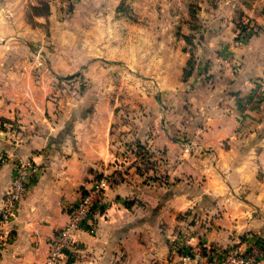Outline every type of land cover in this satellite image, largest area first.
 Instances as JSON below:
<instances>
[{
  "label": "crops",
  "instance_id": "obj_1",
  "mask_svg": "<svg viewBox=\"0 0 264 264\" xmlns=\"http://www.w3.org/2000/svg\"><path fill=\"white\" fill-rule=\"evenodd\" d=\"M122 1L0 0V153L10 157L0 210L14 162L36 166L0 264H45L103 172L116 204L58 264H170L173 250L200 243L264 247V31L222 57L234 12L202 7L204 39L185 76L191 20L178 26L168 8L140 4L143 22L127 21ZM136 144L145 158L128 150Z\"/></svg>",
  "mask_w": 264,
  "mask_h": 264
},
{
  "label": "built area",
  "instance_id": "obj_2",
  "mask_svg": "<svg viewBox=\"0 0 264 264\" xmlns=\"http://www.w3.org/2000/svg\"><path fill=\"white\" fill-rule=\"evenodd\" d=\"M24 1L29 3L31 0ZM235 43L238 45L241 42ZM261 85L263 87H260ZM257 86L264 92L262 81H258ZM9 160L10 157L1 152L0 168ZM35 170L36 166L31 160L19 158L14 162L13 185L4 194L3 206L0 210V249L11 237V232L7 228L8 222L14 215L28 180ZM111 175L112 173L103 172L94 177L90 187L68 211V220L52 241L45 264H58L62 255L75 248L78 234L94 235L100 221L107 220L109 211L116 204V201L109 196ZM263 256L264 247L261 241L247 247L243 246V242L225 247H209L200 243L188 249L173 250L170 264H257Z\"/></svg>",
  "mask_w": 264,
  "mask_h": 264
},
{
  "label": "rangeland",
  "instance_id": "obj_3",
  "mask_svg": "<svg viewBox=\"0 0 264 264\" xmlns=\"http://www.w3.org/2000/svg\"><path fill=\"white\" fill-rule=\"evenodd\" d=\"M140 4H144L141 6L150 5L155 8H161L164 6L165 8H168L172 13L171 16H177L176 20L178 21V26H180L182 22H185L187 18L191 20L190 23L194 31L185 38V42L188 46L187 50L190 52L189 58L193 64L195 63L198 47L204 39L203 34L200 33L199 29L202 28V21H207V18L200 17L198 13L202 7L205 8L204 10H207L209 8L218 9L223 6H231L232 11L234 12L232 13V27H234L233 31L235 32V36L230 42V47L223 49L224 52L222 53V57L229 55L228 51L231 47L240 46L249 38L264 31V0H123L121 7H123L127 21L136 22L140 19V22H143V16L138 13ZM174 13H177V15H174ZM180 30L181 28L179 27L178 33ZM187 39L189 41H187ZM235 42L241 43L236 45ZM187 67L188 65L184 68L183 73H185V70H189ZM132 79L133 73H125L124 82L127 85L132 84ZM145 80L146 79L143 78V82ZM261 81L264 85V79ZM260 87L263 86L261 85ZM258 93L259 95L264 96V92L259 89Z\"/></svg>",
  "mask_w": 264,
  "mask_h": 264
},
{
  "label": "trees",
  "instance_id": "obj_4",
  "mask_svg": "<svg viewBox=\"0 0 264 264\" xmlns=\"http://www.w3.org/2000/svg\"><path fill=\"white\" fill-rule=\"evenodd\" d=\"M187 41H189V40L187 39ZM187 65H188L187 68H189V70H188V71L185 70V76H186L188 73H191V70H192V67H193V62H191V59H189ZM126 146H128V145H126ZM128 150H130L132 153H134V154H136V155H139V156L142 157V158H145V154H146V152L142 149V146H140V145H138V144H136V145L133 146V147L129 146V147H128ZM97 176H98V175H97ZM97 176H96V177H97ZM111 177H113V176L111 175Z\"/></svg>",
  "mask_w": 264,
  "mask_h": 264
}]
</instances>
